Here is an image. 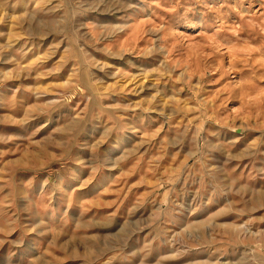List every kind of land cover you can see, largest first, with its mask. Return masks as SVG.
I'll return each instance as SVG.
<instances>
[{"label":"rangeland","instance_id":"rangeland-1","mask_svg":"<svg viewBox=\"0 0 264 264\" xmlns=\"http://www.w3.org/2000/svg\"><path fill=\"white\" fill-rule=\"evenodd\" d=\"M0 264H264V0H0Z\"/></svg>","mask_w":264,"mask_h":264}]
</instances>
